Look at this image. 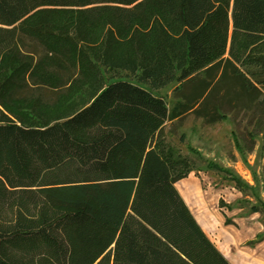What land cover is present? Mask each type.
Returning <instances> with one entry per match:
<instances>
[{
  "label": "trees",
  "instance_id": "16d2710c",
  "mask_svg": "<svg viewBox=\"0 0 264 264\" xmlns=\"http://www.w3.org/2000/svg\"><path fill=\"white\" fill-rule=\"evenodd\" d=\"M108 65L138 81L106 82ZM78 67L98 90L79 110L24 95ZM174 80L169 106L153 91ZM263 90L264 0H0V264H231L176 188L194 165L163 130L232 110L264 136Z\"/></svg>",
  "mask_w": 264,
  "mask_h": 264
},
{
  "label": "rangeland",
  "instance_id": "374dc122",
  "mask_svg": "<svg viewBox=\"0 0 264 264\" xmlns=\"http://www.w3.org/2000/svg\"><path fill=\"white\" fill-rule=\"evenodd\" d=\"M106 39L108 41L109 37L105 36ZM25 41L26 44L22 47L25 54L34 55L35 60L46 54V49L38 42L28 38ZM64 63L66 64V61ZM101 68L105 71L106 82L116 76L122 77L123 81H138V74L128 70H113L110 65ZM81 73L78 67L71 73L69 81L66 82L63 77L59 79L57 86L55 83H40L36 88L27 86L24 95L29 97V100H33L32 97H40L42 104L53 106L70 102L75 104V110H79L90 103L98 93L91 84L78 81ZM114 80L116 79H112ZM179 87L180 82L174 80L153 93L163 97L169 106H172ZM79 100L83 101L79 103ZM252 117V112L237 113L231 110L226 120L208 124L203 119L188 114L179 121L167 123L163 135L167 143L194 165V171L177 184L191 180L196 185L198 196V199L192 197L193 202L196 201L202 210L223 216L230 222L226 223L227 225L237 229V233L242 235L241 239L245 240L241 244V248L245 250V264H264V136L259 135L252 139L251 132L255 128ZM210 164L231 171L250 189H247L246 193L240 192L227 178V173L209 168ZM220 202L222 206L219 205ZM253 207H258L260 212L252 213Z\"/></svg>",
  "mask_w": 264,
  "mask_h": 264
},
{
  "label": "crops",
  "instance_id": "0c3cea01",
  "mask_svg": "<svg viewBox=\"0 0 264 264\" xmlns=\"http://www.w3.org/2000/svg\"><path fill=\"white\" fill-rule=\"evenodd\" d=\"M185 181L176 184V188L205 234L231 264H245V250L242 249L243 247L241 248V244L244 243L245 240L241 239L242 235L237 233L238 231L235 227L227 225L226 219L223 216H219L214 212L206 211L204 209L202 210L200 205H197L196 201L193 202V198L198 199L195 189L196 185L191 180L190 182L189 180ZM190 184H193L194 186H190ZM196 209L197 211H195ZM252 258L253 257H251L250 260H252Z\"/></svg>",
  "mask_w": 264,
  "mask_h": 264
}]
</instances>
